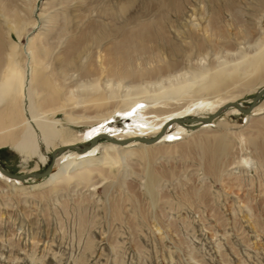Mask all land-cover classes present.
I'll return each instance as SVG.
<instances>
[{
  "label": "rangeland",
  "instance_id": "obj_1",
  "mask_svg": "<svg viewBox=\"0 0 264 264\" xmlns=\"http://www.w3.org/2000/svg\"><path fill=\"white\" fill-rule=\"evenodd\" d=\"M164 1L103 0L101 9L97 7V10L94 8L87 13L74 9L60 10V7L49 9L45 16H53L55 11L59 13V24L56 22L57 25H54L57 27L44 25L51 26L55 31L50 40L52 56H55H51V64L52 59L54 62V58L58 57L57 52L60 54L74 35L92 24L91 27L97 26L108 34L102 36L103 30L99 29L98 33L94 30L98 41L92 39L96 42L90 40L92 43H87L89 45L77 57V67L69 69L65 84L76 86L80 92L85 84L98 81L99 91L109 92L112 96L106 102L110 106L125 103L129 96L132 98L134 90L130 87L138 82L137 86L148 91L147 98L157 95L161 102L167 101L174 106L184 104L191 96L196 98L200 95L197 89L208 81V78L200 80L202 74L230 69L243 57L252 56L259 47L264 48V0H232L234 11L226 9V0H179L178 8L166 5ZM46 2L49 0L36 2L31 13V19L36 20V24L26 28L28 33L20 41L13 33L8 37L5 29L0 36L3 44L7 46L12 39L16 41L18 51H22L27 39L43 33L46 28L42 21L47 17L43 16L45 19L40 20L39 15ZM213 10L219 13L218 25L230 34L232 45L225 49L205 46V49L198 50L197 42L210 35L207 27ZM61 12L65 17L60 15ZM155 18L162 19L163 41L148 43L150 53L134 55L132 59L134 64L130 68L135 66L132 70L134 75L123 80L111 77L112 82L107 88L103 84L107 77L105 62L109 58L107 53L112 41L117 40L113 28L125 25L134 29L137 23ZM57 28L62 29L59 33L67 32L64 38L61 33L58 34ZM173 45L179 48V52L170 54ZM55 62L53 66L48 60L51 67L48 70H53ZM167 62L172 63L170 69L163 68ZM84 66H89L90 73L97 76L85 74L80 69ZM157 69L160 71L154 75ZM148 70L153 71L152 76L147 74ZM171 75L175 77L172 79ZM239 77L228 82V87L223 84L221 89L227 88L236 96V103L247 108L264 83L262 80L252 82L251 78ZM116 80L120 81L119 86ZM192 80L196 83L191 85ZM178 82H188V87L192 88L187 87L188 90L180 95L171 92L170 96V91L166 92V89L171 90L180 84ZM262 103L264 95L256 107ZM233 108L222 109L205 124L201 120L215 114L210 109L190 113L177 122L186 130L184 135L165 139L159 145L156 143L161 138L152 144L137 139H115L117 146L121 145L120 149L124 148L127 153L120 154L115 166L108 168L104 165L107 168L103 170V175L92 173L88 183L76 184L72 181L67 188L49 193L48 185L42 183L52 170L47 177H29L24 182L3 181L0 176V264H264V105L248 114L233 111ZM87 113L94 115L92 108ZM118 116H121L120 113H115L104 125L123 132L124 125L132 120L124 123L123 117L120 121L116 118ZM57 118L79 139L101 126H66L62 114H57ZM175 129L170 128V134ZM101 134L111 138L110 133ZM102 135L91 138L98 136L92 146L90 140L85 139L74 146L79 152L86 149L76 162L96 149L93 165L100 167L103 148L109 144ZM213 136L222 137L230 145V153L223 158L216 174L209 172L202 154L203 146H208ZM143 138L145 141L153 139L151 135ZM140 144L149 145L146 157L139 153ZM72 151L65 149L60 153H65L62 162L72 159ZM45 154L50 160L42 166L36 159L22 160L9 145L1 146L0 167L13 175L40 174L51 161L52 153ZM242 158L248 159L246 165L240 163ZM146 169H153L162 176L153 201L149 200L143 187ZM112 207L116 210L115 214Z\"/></svg>",
  "mask_w": 264,
  "mask_h": 264
},
{
  "label": "bare ground",
  "instance_id": "obj_2",
  "mask_svg": "<svg viewBox=\"0 0 264 264\" xmlns=\"http://www.w3.org/2000/svg\"><path fill=\"white\" fill-rule=\"evenodd\" d=\"M37 1L38 0H0V36L6 29L5 34L8 37L10 33H13L17 41H20L24 35L28 33L26 28L34 27L36 24V20L31 19V13L35 9ZM164 2H166V5H172L175 8H178L179 0H166ZM224 5L226 6V9L228 8L229 10L232 9L234 11L232 0H226ZM57 7H60L58 8L60 10L63 8L67 11L68 9H74V11L81 10L83 13H87L91 9L94 11V8L97 10V7L98 9H101V7H103V0H49V2L44 4V8L39 15L40 20L43 16L47 17L46 19L43 18L45 19L43 20L44 22L42 21L43 27L46 29H43V33H38L34 37L27 39L22 51H18L16 41L11 39L6 46L2 42V36L0 37V147L9 145L22 158V160L29 161L36 159L39 164L45 166L50 160L45 152H51L53 154L60 148L74 147L75 145L80 144L82 140H91L94 135H102L101 133H110L111 138H108V146L103 148V157L99 161L100 167L98 168H95L93 165V162H95L93 155L96 152V149H93L82 156L79 162H76V158H78L83 152L72 151V159L64 162H62V160L65 157V153L60 154V152L56 154L55 159L53 160L52 172L42 183L48 185L49 190L47 191L49 193L57 191V189L60 188H67L72 181L76 184H80L81 182L88 183L91 180L90 175L92 173L97 172L98 174L103 175V170L107 168L103 167L104 165H108V168H110L118 164L120 154H125L127 151L124 148L120 149L121 145L117 146V143H115L117 140L115 139H137L141 141L144 139L143 137L147 138V136L151 135L153 139H155V142L161 138L159 142L156 143V145H159L163 143L165 139L184 135L186 130L178 126L177 122L190 113L195 114V112L199 110L208 108L211 113L214 114L225 108L226 105L236 103V96L234 94L229 93L227 88L221 89L223 84H226L228 87L227 83L235 78H240L239 76L251 78L252 82L254 80H262L264 83V48L262 46L259 47L252 56L243 57L242 60L240 58L241 61L236 63V65L230 69H222V71H217L210 75L208 73L202 74L200 80L208 78L206 79L208 81H205V85L201 84L203 85L202 87L198 86L199 89L197 90L198 92H201L200 95L196 98L191 96L189 100L185 98L187 101H185L184 104H174V106H172L173 103L168 104L167 101H164L165 103L161 102L159 97L153 94H150V98H147L146 95L148 91L144 87L137 86V82V85L135 84L136 86L133 85V87H130V90H134L132 98L129 96V99H127V97V101L125 103L124 101L121 102V105L113 104L108 106V103L106 102L112 99V96L109 92L108 94L105 93V91H99L100 86L97 84L98 81H95L96 79L94 80V84H85L80 92H78L76 86H68L64 82L68 77L69 69L76 66L78 55L84 51L90 40L95 39L94 30H97L95 32L98 33L100 29L99 27V29H97V26L96 28L91 27L92 24L90 25L89 23L90 27L87 25L86 29H84V27L83 31L80 30L79 34L74 35L73 37L71 36L72 38L70 37V40L67 39V41L69 40L67 46L64 47V49L62 48L61 52L59 51L60 54L57 52L58 57L56 59L54 58L56 61H54L56 64L55 67L53 70H48V68H51L50 65H53L54 63L52 59L51 64L53 47L50 44V40L52 39L51 37H54V35H51L52 33L54 34L55 31H53L51 26L47 27L44 25H57V17L59 16V13L57 14L55 11L56 14L53 12V16L50 14L45 16V14H47L46 12L49 9L51 10ZM212 13V19L209 21V27H207L210 35L207 36V38L202 39L203 41H199L197 44L195 43L196 46L199 47H197L198 50L201 48L205 49V46L209 48L215 46V48L219 47V49H225L232 45L231 36L229 38L230 34L228 35L224 28L221 29V26H219L220 23L217 21V15L219 13L217 14L216 10H213ZM234 13L235 12H232V14ZM60 15H63V13ZM234 15H236V13ZM63 17L65 16L63 15ZM63 17L61 19L62 21L64 20ZM61 20L59 19V21ZM161 20L155 18L153 21L140 22L134 25L135 27L133 26L134 29H130L131 27L125 25H119L120 27L116 26L113 28V32L117 35V40L112 41L113 44L107 53L109 58L105 62L107 77L103 84H105L107 88L113 77H118L120 80H123L134 75L132 70L135 69V66L131 69L130 66H133L134 64L131 62H133V58L138 54L145 55V53H150V51H148V43L163 41L162 38L164 34L162 33L163 28ZM101 27H103V24ZM59 30L61 31L62 29H58V34H62L60 36L67 34V32L65 33V30L64 34L63 32L59 33ZM105 31L103 30L101 34L102 36ZM207 31L208 30L206 29L205 32ZM105 34L107 35L108 32ZM60 36L58 37L60 38ZM237 38L238 37H236L235 40H237ZM73 41H75V43ZM80 41L83 45L81 43L79 44ZM178 49L179 48L174 45L171 46L170 54L178 53ZM52 57L55 56L53 55ZM48 60L50 65L48 64ZM160 63L161 62H159V64ZM84 67H80V69L83 70L85 74H89L91 68H89V66ZM171 67L172 63H168L163 68L170 69ZM158 69L156 72L154 70V75H156L157 72L159 73L160 70L158 71ZM150 71L147 74L152 76L153 71H151L152 73ZM90 74L93 75L94 73ZM141 74L143 75V73ZM157 77L158 75L156 78ZM174 77H172V79ZM177 79H179V76ZM200 80H198L199 83L202 82ZM118 81L116 80L117 85L119 86L121 83ZM193 82V80L190 82L191 85ZM151 83L154 82H150V84ZM80 85L83 84L81 83ZM188 86V82H183L175 85L171 90L166 89V92L169 90L170 93L172 92L174 95H180L185 93V89L188 90L189 88H192L191 86ZM263 88L264 86L261 89ZM170 93L169 95L171 96L172 93ZM182 100L183 99H181V101ZM158 101H160V103ZM259 102L260 100L257 103L259 104ZM257 103L254 106L255 109L253 108L254 110L252 109L253 111L251 112L254 113L264 105V103H262L260 106L256 107ZM89 105H91V107ZM91 108L94 112V115L92 114L93 116L90 114L88 115L87 113ZM232 110L240 112L235 107ZM115 113H120V118L123 117L124 123L127 120H132L131 123H126V125H124L125 131L123 132L115 127L111 128L107 124L104 125L106 120L112 118ZM57 114L63 115L66 126L70 124L101 126L95 127L91 132H88L84 138L79 139L72 133L70 128L64 126L63 121L57 118ZM207 126L208 125H205V127ZM262 126L264 128V124ZM164 127H166V129H163ZM174 127L176 128L175 131L170 134L171 130L169 129ZM207 139L208 137L206 138V141H208ZM209 141L211 142H208V146H203L204 148H202V150L204 149V153L202 154H204L205 163L207 168H209V172L216 174L218 168L221 167L223 158L227 157L228 153H230L228 148L229 144L225 142L226 140L224 141L222 137L217 136H213ZM205 146L207 147L205 148ZM148 147L149 145L140 144V155L146 157V154L149 152ZM240 163L246 165L248 159L242 158ZM0 176L3 177V181L7 179L13 180L1 173ZM161 177L162 176L156 174L153 169H146L145 183L143 187L150 201L155 199V189L157 188ZM13 181L18 182V180ZM42 184L40 186H42ZM112 212H114V214L116 213L114 207H112Z\"/></svg>",
  "mask_w": 264,
  "mask_h": 264
},
{
  "label": "water",
  "instance_id": "obj_3",
  "mask_svg": "<svg viewBox=\"0 0 264 264\" xmlns=\"http://www.w3.org/2000/svg\"><path fill=\"white\" fill-rule=\"evenodd\" d=\"M263 95H264V88L261 89L259 92H257V93L255 94V96H254V98H253V100H252V102H251V105H250L249 107H247V108H243L241 105H239V104H237V103H233V104L226 105V107L223 108V109H226V108H229L230 106H232V107L237 108L240 112H242V113H244V114H248V113H250V112L252 111V109L254 108L255 104L261 99V97H262ZM221 110H222V109H221ZM221 110H220V111H221ZM220 111H219V112H220ZM219 112H218V113H215V114L212 115L211 117H209V118H207V119H203V120H201V121H202V122H206V123H208L209 121H211L212 119H214V118L219 114ZM163 129H166V127H164ZM100 136H101V135H100ZM102 136H104L105 138L108 139V136H107V135H102ZM96 138H97V137H95V138H93L92 140L89 141L91 146L95 143V139H96ZM142 140H143L144 142H146V143H150V144L155 143V139L148 140V141H145V139H142ZM65 149H72V150H74V151H76V152H79L75 147H66V148H60V149H58L57 152H55V153H53V154L51 155V162L49 163V165L47 166V168L45 169V171H44L43 173H40V174H38V173H30V174H28V175H13V174H11V173H9V172L3 170L1 167H0V173L3 174L4 176L10 178V179L18 180V181H20V182H24L25 179H26V178H29V177H31V178H36V179H38V178H43V177H47V176L50 174L51 170H52L53 160L55 159V155L58 154V153H60V152H62V151L65 150ZM84 151H86V149L81 150V152H84Z\"/></svg>",
  "mask_w": 264,
  "mask_h": 264
}]
</instances>
